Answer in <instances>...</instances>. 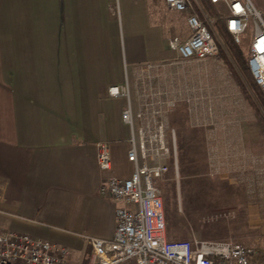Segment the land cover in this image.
<instances>
[{
  "label": "crops",
  "instance_id": "crops-1",
  "mask_svg": "<svg viewBox=\"0 0 264 264\" xmlns=\"http://www.w3.org/2000/svg\"><path fill=\"white\" fill-rule=\"evenodd\" d=\"M250 1L264 18V0ZM189 35L186 13L162 0H0V232L89 263L79 236L111 239L118 206L99 193L96 144L113 175L132 173L126 100L108 90L127 81L136 111L139 68L175 60L168 39Z\"/></svg>",
  "mask_w": 264,
  "mask_h": 264
},
{
  "label": "built area",
  "instance_id": "built-area-1",
  "mask_svg": "<svg viewBox=\"0 0 264 264\" xmlns=\"http://www.w3.org/2000/svg\"><path fill=\"white\" fill-rule=\"evenodd\" d=\"M162 1L169 11L186 13L190 32L185 41L168 39V49L177 56L168 65L218 57L220 46L213 28L216 19L204 15L194 0ZM208 2L214 7L222 6L220 18L235 44H240L252 28L247 66L264 96L263 16L250 0ZM164 67L161 64L139 68L134 82L136 111L131 106L127 81L108 90L109 96L126 100L121 120L129 130L126 158L132 173L126 179L113 175L108 144H96V165L104 174L99 193L118 206L111 239L79 236L90 251L88 264H258L254 259L256 251L240 244L166 239L163 204L156 183L166 175L169 164L177 162L175 133L168 126V118L176 108L187 105L198 123L205 108L202 88L190 86L177 73L166 74L161 71ZM67 257L68 250L58 244L25 233L0 232V264H67Z\"/></svg>",
  "mask_w": 264,
  "mask_h": 264
},
{
  "label": "rangeland",
  "instance_id": "rangeland-1",
  "mask_svg": "<svg viewBox=\"0 0 264 264\" xmlns=\"http://www.w3.org/2000/svg\"><path fill=\"white\" fill-rule=\"evenodd\" d=\"M204 15L199 0H194ZM219 14L221 10L214 7ZM200 16L202 13L199 11ZM216 23V21H215ZM214 23L219 55L202 62L168 65L166 74L203 91L205 112L187 105L170 114L176 165L156 183L168 241H219L252 248L264 262V109ZM252 28L236 44L246 63ZM170 51L167 60L174 59ZM239 78V80H238ZM242 83V85L239 84Z\"/></svg>",
  "mask_w": 264,
  "mask_h": 264
},
{
  "label": "trees",
  "instance_id": "trees-1",
  "mask_svg": "<svg viewBox=\"0 0 264 264\" xmlns=\"http://www.w3.org/2000/svg\"><path fill=\"white\" fill-rule=\"evenodd\" d=\"M201 6L203 9L209 14V16L216 19L215 26L217 30L219 31L220 35L225 41L226 46L228 47L230 53L234 57L237 65L239 66V69L244 77V79L249 84L252 92L254 93L255 97L257 98L258 102L260 103L261 107L264 109V96L261 92V90L258 88V86L254 83L250 72L248 70L247 63L239 49V47L233 42L232 38L228 35L224 23L220 18V14L217 13L216 9L213 5H211L208 0H199ZM239 80V78H238ZM240 81V80H239ZM240 85H242L241 82H239Z\"/></svg>",
  "mask_w": 264,
  "mask_h": 264
}]
</instances>
